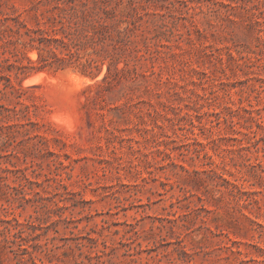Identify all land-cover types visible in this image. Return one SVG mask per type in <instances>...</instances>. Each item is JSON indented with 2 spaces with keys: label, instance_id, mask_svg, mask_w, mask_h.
<instances>
[{
  "label": "rangeland",
  "instance_id": "obj_1",
  "mask_svg": "<svg viewBox=\"0 0 264 264\" xmlns=\"http://www.w3.org/2000/svg\"><path fill=\"white\" fill-rule=\"evenodd\" d=\"M106 1L127 33L97 75L1 78L0 264H264V0Z\"/></svg>",
  "mask_w": 264,
  "mask_h": 264
},
{
  "label": "trees",
  "instance_id": "obj_2",
  "mask_svg": "<svg viewBox=\"0 0 264 264\" xmlns=\"http://www.w3.org/2000/svg\"><path fill=\"white\" fill-rule=\"evenodd\" d=\"M117 5L106 0H68L59 12L40 19L36 28L18 19L5 28L0 22V71L7 70L0 81L5 78V87H14V79L22 82L36 71L65 68L76 63L82 52L87 55L82 72L97 75L105 60L114 59L127 33L115 13ZM27 47L38 50L36 61L27 57Z\"/></svg>",
  "mask_w": 264,
  "mask_h": 264
}]
</instances>
